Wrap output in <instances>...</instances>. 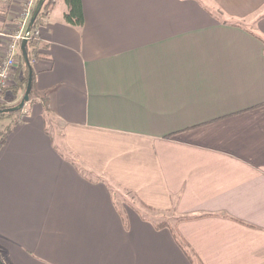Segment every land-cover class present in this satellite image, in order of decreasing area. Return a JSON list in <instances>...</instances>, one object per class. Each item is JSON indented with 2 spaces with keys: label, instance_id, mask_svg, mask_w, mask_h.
<instances>
[{
  "label": "crops",
  "instance_id": "1",
  "mask_svg": "<svg viewBox=\"0 0 264 264\" xmlns=\"http://www.w3.org/2000/svg\"><path fill=\"white\" fill-rule=\"evenodd\" d=\"M52 1L0 148L4 264H264V0H82V26Z\"/></svg>",
  "mask_w": 264,
  "mask_h": 264
},
{
  "label": "trees",
  "instance_id": "2",
  "mask_svg": "<svg viewBox=\"0 0 264 264\" xmlns=\"http://www.w3.org/2000/svg\"><path fill=\"white\" fill-rule=\"evenodd\" d=\"M65 1L68 5V11L65 13V16H64L66 22H68L69 24H72L74 26H82L84 24V11H83L82 0H65ZM51 4H52V0H44L42 7H41V10L38 13L34 23L31 25V27H40V26L45 24V13L47 12V10L49 9ZM40 47H41V44L37 39H32V40H29L27 42L26 49L28 52L29 63H27L25 61L23 55L19 56L18 67H17V70L15 69L14 77H13L10 85L7 87H2L0 85V98H3V95L6 91V89H12V93H14V94L18 93L19 89L20 90L25 89V91H26L30 70L32 71V77H33V79H32V90H31L30 95L32 94L33 86H34V79H35V71L32 67L33 62L40 59V58L45 57L44 54L39 52ZM21 67H24L25 71H26L23 76H21V74H20ZM19 103L20 102H18L17 104H19ZM17 104H15V105H17ZM7 107H9V106L0 102V108H7ZM4 113L5 112H1V115H3ZM17 123H18V121L14 124L7 125V126H5V128L0 130V148L5 144L9 134L13 130L14 125ZM111 191H112L113 195H115V192H114L115 188H111ZM142 204L145 207L150 208L148 205L144 204L143 202H142ZM122 214H124V213H122ZM165 224L166 223H164V224L158 223V226L161 227ZM187 253H188L190 259L193 261V257L191 255V253H189V252H187Z\"/></svg>",
  "mask_w": 264,
  "mask_h": 264
},
{
  "label": "built area",
  "instance_id": "3",
  "mask_svg": "<svg viewBox=\"0 0 264 264\" xmlns=\"http://www.w3.org/2000/svg\"><path fill=\"white\" fill-rule=\"evenodd\" d=\"M14 0H0V3L11 4ZM40 0H22L21 6L15 13V27L11 32L0 30V37L6 38L3 52L0 54V85H10L18 64L19 56L22 55L21 44L37 39L40 36V27H31L30 22L33 13Z\"/></svg>",
  "mask_w": 264,
  "mask_h": 264
},
{
  "label": "rangeland",
  "instance_id": "4",
  "mask_svg": "<svg viewBox=\"0 0 264 264\" xmlns=\"http://www.w3.org/2000/svg\"><path fill=\"white\" fill-rule=\"evenodd\" d=\"M204 3H209L208 0H203ZM52 4H54V1H52ZM12 93V89H6L5 95L6 97H9V95ZM16 110L12 112H5L3 115H1L0 112V130L5 128V126L9 124H14L17 121V116L18 113L21 111ZM16 121V122H15ZM50 123L54 127L52 131H54V136L56 139V143L61 144L60 140V125L57 121V119L54 117V115H50ZM115 195L114 199L116 201V204L121 208V209H126L129 204H132L134 207L138 208L140 210V213L142 215H145L149 217L150 219L157 221L159 224L162 223H173L174 222V215L171 210H159V209H154L152 207L147 208L145 207L136 197L134 193L131 191H128L126 189H120V188H115ZM0 264H4L3 260L0 257Z\"/></svg>",
  "mask_w": 264,
  "mask_h": 264
},
{
  "label": "water",
  "instance_id": "5",
  "mask_svg": "<svg viewBox=\"0 0 264 264\" xmlns=\"http://www.w3.org/2000/svg\"><path fill=\"white\" fill-rule=\"evenodd\" d=\"M44 0H40L34 13H33V16H32V19H31V22H30V26L34 23L38 13L40 12L41 10V7H42V4H43ZM27 40L24 39L22 41V44H21V49H22V55L25 59V61L27 63H29V59H28V52H27V49H26V45H27ZM32 71L30 70L29 72V77H28V83H27V88H26V91L24 93V97L23 99L20 101L19 104L17 105H14V106H10V107H7V108H0V112H12V111H16V110H20L24 107L25 103L30 99V93H31V90H32Z\"/></svg>",
  "mask_w": 264,
  "mask_h": 264
}]
</instances>
